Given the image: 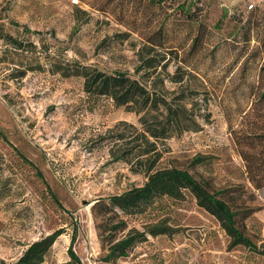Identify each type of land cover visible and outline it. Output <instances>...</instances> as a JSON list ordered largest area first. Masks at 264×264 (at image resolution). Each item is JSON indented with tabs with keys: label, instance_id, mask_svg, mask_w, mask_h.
Listing matches in <instances>:
<instances>
[{
	"label": "rangeland",
	"instance_id": "374dc122",
	"mask_svg": "<svg viewBox=\"0 0 264 264\" xmlns=\"http://www.w3.org/2000/svg\"><path fill=\"white\" fill-rule=\"evenodd\" d=\"M202 1L210 34L198 76L211 92L212 121L199 133L170 140L158 168L189 170L217 189L240 188L243 208L259 210L245 223L259 251L232 247L220 222L187 193L130 218L128 231L146 233V241L126 258L106 262L91 206L146 178L111 162L109 147L97 141L121 121L137 124V117L108 98L88 96L82 79L63 77L55 65L78 61L133 72L134 53L113 40L126 29L98 13L79 23L77 0H0V36L27 46L20 52L0 40V54L9 57L0 64V130L8 139L0 136V264L16 262L29 244L59 230L64 233L43 264L69 262L75 234L72 249L82 264H264V188L257 191L249 181L243 156L251 161L264 154V46L255 31L247 44L241 29L252 14L264 13V0ZM14 69L29 71L22 81L8 82ZM196 159L202 162L193 165ZM159 228L167 233L149 234Z\"/></svg>",
	"mask_w": 264,
	"mask_h": 264
},
{
	"label": "trees",
	"instance_id": "16d2710c",
	"mask_svg": "<svg viewBox=\"0 0 264 264\" xmlns=\"http://www.w3.org/2000/svg\"><path fill=\"white\" fill-rule=\"evenodd\" d=\"M77 1L76 20L79 23H88L93 14L98 13L104 16L107 24L114 22L124 27L126 31L114 34L113 40L120 45L127 43L136 58L133 72L105 70L78 61L55 65L63 77L82 79L84 92L88 96L108 98L117 108L137 117V124L121 121L97 141L109 147L111 162L125 163L133 174L146 178L142 186L96 200L91 206L98 237L103 249L108 251L105 261L126 258L137 244L146 241V233L128 231L130 218L144 215L162 198L180 201L187 193L195 198L199 207L220 222L231 238L232 247L245 245L252 251H259L245 233L246 221L259 210L243 208L241 199L244 194L240 188L217 189L210 180L197 178L189 170L158 168L164 156L170 152V140L185 133H199L205 124L212 121L208 105L211 92L198 76V59L210 34L205 3L202 0ZM85 7L90 8L91 12ZM241 29L244 30L247 44L255 31L264 46L263 12L252 14ZM186 31L187 36L182 38ZM0 40L17 51L27 50L25 43L11 35H2ZM106 43L107 40L102 45ZM8 63V55L1 53L0 64ZM28 71L14 69L6 80L22 81ZM262 74L264 64L260 67ZM5 97L8 98V94ZM0 136L8 142L1 130ZM243 156L247 160L249 181L255 190H262L264 154H253L251 161L244 153ZM201 162L196 159L193 165ZM126 231L128 233L122 235ZM63 233V230H59L29 244L21 257L11 264H43ZM166 233L164 228H159L149 234L158 236ZM75 241L76 234L69 249L70 261L62 264H82L72 249Z\"/></svg>",
	"mask_w": 264,
	"mask_h": 264
},
{
	"label": "water",
	"instance_id": "95a60500",
	"mask_svg": "<svg viewBox=\"0 0 264 264\" xmlns=\"http://www.w3.org/2000/svg\"><path fill=\"white\" fill-rule=\"evenodd\" d=\"M224 12H225V14L228 12V10H227V8H226V7L224 8Z\"/></svg>",
	"mask_w": 264,
	"mask_h": 264
},
{
	"label": "built area",
	"instance_id": "2783aa9c",
	"mask_svg": "<svg viewBox=\"0 0 264 264\" xmlns=\"http://www.w3.org/2000/svg\"><path fill=\"white\" fill-rule=\"evenodd\" d=\"M251 8H253V6H251Z\"/></svg>",
	"mask_w": 264,
	"mask_h": 264
}]
</instances>
